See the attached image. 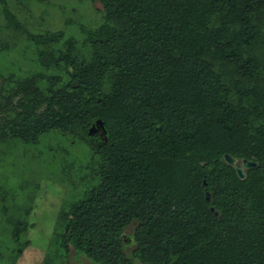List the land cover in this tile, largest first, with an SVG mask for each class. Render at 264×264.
<instances>
[{"label":"trees","instance_id":"obj_1","mask_svg":"<svg viewBox=\"0 0 264 264\" xmlns=\"http://www.w3.org/2000/svg\"><path fill=\"white\" fill-rule=\"evenodd\" d=\"M93 2L104 21L80 45L31 35L44 67L0 88L2 140L86 149L63 248L91 264H264V0ZM225 154L257 166L240 179Z\"/></svg>","mask_w":264,"mask_h":264},{"label":"rangeland","instance_id":"obj_2","mask_svg":"<svg viewBox=\"0 0 264 264\" xmlns=\"http://www.w3.org/2000/svg\"><path fill=\"white\" fill-rule=\"evenodd\" d=\"M100 8L93 0H0V88L14 75L44 67L38 56L47 45L31 35L63 34L56 49L69 39L80 45L86 38L80 28L93 30L104 21ZM16 22L21 30H12ZM47 136L38 144L0 138V264H91L74 248L68 254L56 231L65 208L87 188L78 184L79 167L89 162L86 149L80 144L70 154L68 139L63 149ZM125 235L132 244L133 227Z\"/></svg>","mask_w":264,"mask_h":264},{"label":"water","instance_id":"obj_3","mask_svg":"<svg viewBox=\"0 0 264 264\" xmlns=\"http://www.w3.org/2000/svg\"><path fill=\"white\" fill-rule=\"evenodd\" d=\"M89 133L91 135H96L100 134L101 138L107 136V129L105 128L104 122L102 120H97L89 129ZM224 160L226 161L227 164L233 166L236 169V172L240 179H245L246 178V169H250L253 167L257 166V163L248 159H243L241 164H239V160L235 157H233L230 154H225L224 155ZM206 198L207 201L209 202L211 200V195L207 191L206 192ZM212 212L217 216L218 211L215 210L214 207H211Z\"/></svg>","mask_w":264,"mask_h":264}]
</instances>
